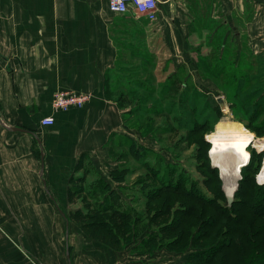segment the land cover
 Instances as JSON below:
<instances>
[{"label":"crops","instance_id":"1","mask_svg":"<svg viewBox=\"0 0 264 264\" xmlns=\"http://www.w3.org/2000/svg\"><path fill=\"white\" fill-rule=\"evenodd\" d=\"M241 33L264 84V0H160L155 22L112 13L109 0H0V264L136 263L82 232L72 242L60 200L103 194L88 206L94 213L131 208L125 198L113 203L114 191L107 196V184L120 181L111 143L130 134L107 77L159 66L163 53L185 70L195 40ZM60 91L90 100L58 110ZM47 117L53 126L42 124Z\"/></svg>","mask_w":264,"mask_h":264},{"label":"rangeland","instance_id":"2","mask_svg":"<svg viewBox=\"0 0 264 264\" xmlns=\"http://www.w3.org/2000/svg\"><path fill=\"white\" fill-rule=\"evenodd\" d=\"M199 40H193V61L185 70L172 69L169 56L163 53L159 66L145 64L143 71L114 70L107 77L108 93L125 111L124 121L130 130L129 135L111 143L109 155L113 163H119H114L118 167L114 175L120 181L107 184V196L114 191L113 203L123 204L125 198L131 208L127 215L94 213L88 206L103 194L94 200L87 196L60 199L71 223L72 242L75 232L88 234L101 246L107 243L120 261L137 258L136 263L128 264H201L190 259L193 249L211 247L226 238L222 225H217L215 233L208 228L218 217L215 210L194 203L186 189L214 195L220 205L228 203L220 171L213 173L209 136L224 124L251 132L256 140L264 139V92L257 86L263 79L254 68L258 62L248 54L242 33L237 39ZM233 65L238 66V77H232L237 69ZM219 99L224 100V106ZM254 111L257 118L251 117ZM249 146L255 161L262 156L261 169L254 170L251 164L240 172L239 180H246L240 182L242 198L246 190L262 192L264 187L258 179L264 151ZM247 243L244 240L242 250L239 245L223 250L212 264H259L257 259L249 260L253 249ZM261 246L264 248V242ZM71 247L73 256L75 248ZM261 261L264 264V258Z\"/></svg>","mask_w":264,"mask_h":264},{"label":"trees","instance_id":"3","mask_svg":"<svg viewBox=\"0 0 264 264\" xmlns=\"http://www.w3.org/2000/svg\"><path fill=\"white\" fill-rule=\"evenodd\" d=\"M220 48L221 47L217 48L218 52ZM238 71L239 70L237 68L234 73L232 72V77H238ZM257 86H262L260 91L263 93L264 92L263 82L261 83V81H259ZM106 90H107V81H106ZM257 92L258 90L254 91V94H256ZM108 96L111 98L107 90V97ZM117 103L122 108L120 103L119 102ZM253 114L254 115L251 116L252 118H257V116L259 115L258 113H256V111H254ZM262 154L264 155V153ZM258 157H260V159L255 161L254 154L250 153V160L247 165L241 168V174L242 172L248 170L251 167V164L254 170L261 169L260 163L262 160V156H258ZM215 169L213 170V173L220 171V168L218 167H215ZM242 179L243 180H240L239 183L240 182L245 183L246 181L245 178L242 177ZM240 188H241V184L239 190L236 193L235 200L232 206H229L228 203H226L225 205L218 204L217 203L218 199L214 198V195L213 197L208 196L207 194L202 193L199 190L198 191L200 193L197 192V194H194L196 192L194 188L188 187V189H186L188 193H191V195L194 196L193 199L194 203L197 202L204 203L207 207L215 210V212L217 213L218 217H215L214 220L208 223L209 224L208 228L210 232L215 233V231L217 230L216 229L217 225H222V229L226 237L222 239L218 244L216 243L211 247L201 246V248L193 249L194 251H192L191 253L192 255L190 256L191 260H196L201 264H212V261H215L218 258L219 253L223 252V250L226 249L230 250V246L235 247V245H239V249L242 250V247L244 245V240H246L248 242L247 244L250 245V247H252L253 249V252L248 256L249 260L257 259L259 260L258 261L259 264L263 262L261 261V259L264 258V255H262V253H264V248L261 245L264 242V187L262 188L263 189L262 192L260 189L259 190L250 189L249 191L246 190V194L244 198H242L243 196H241L240 194L241 193ZM218 232L219 231H217V233ZM200 236L203 237L204 235L201 234ZM208 237L202 240H206L208 239ZM225 239H227V241Z\"/></svg>","mask_w":264,"mask_h":264},{"label":"bare ground","instance_id":"4","mask_svg":"<svg viewBox=\"0 0 264 264\" xmlns=\"http://www.w3.org/2000/svg\"><path fill=\"white\" fill-rule=\"evenodd\" d=\"M209 137L212 144V166L220 168L227 193L231 194L236 190V194L239 190L241 168L248 164L250 158V143L259 151H264V139L256 140L253 133L237 129L234 125L225 127L224 124H220L218 132ZM258 179L264 184V166Z\"/></svg>","mask_w":264,"mask_h":264},{"label":"built area","instance_id":"5","mask_svg":"<svg viewBox=\"0 0 264 264\" xmlns=\"http://www.w3.org/2000/svg\"><path fill=\"white\" fill-rule=\"evenodd\" d=\"M160 0H109V9L115 14H135L147 18L151 22L158 20ZM86 94H77L70 91L57 92L53 99L55 109L68 111L71 108H83L89 102ZM44 126H53L55 119H43Z\"/></svg>","mask_w":264,"mask_h":264},{"label":"water","instance_id":"6","mask_svg":"<svg viewBox=\"0 0 264 264\" xmlns=\"http://www.w3.org/2000/svg\"><path fill=\"white\" fill-rule=\"evenodd\" d=\"M219 103L222 105V106H224V100L223 99H219ZM15 131H24L23 129H20V128H15L14 129ZM28 132V131H27ZM237 189V188H236ZM236 191V190H235ZM234 191V192H235ZM227 192V191H226ZM234 192H232L231 194H229V193H227V196H228V203H229V205L231 206L232 204H233V202H234ZM62 214H63V216L64 217H66V215H65V213H63L62 212ZM71 264V263H70Z\"/></svg>","mask_w":264,"mask_h":264}]
</instances>
